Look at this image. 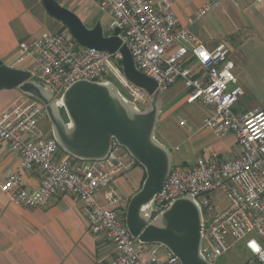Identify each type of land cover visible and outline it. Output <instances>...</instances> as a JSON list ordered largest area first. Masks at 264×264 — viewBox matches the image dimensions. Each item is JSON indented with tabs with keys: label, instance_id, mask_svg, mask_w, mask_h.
<instances>
[{
	"label": "built area",
	"instance_id": "built-area-1",
	"mask_svg": "<svg viewBox=\"0 0 264 264\" xmlns=\"http://www.w3.org/2000/svg\"><path fill=\"white\" fill-rule=\"evenodd\" d=\"M94 1L109 15L105 33L119 29L122 46L129 49L136 69L153 78L161 92L181 78L188 89L187 103L199 101L208 108L202 129L216 130L221 136L231 133L239 148L230 158L212 152L192 165H173L154 198V215L177 198L189 196L203 212L201 252L205 259L215 264L242 243V264H264V102L247 111L236 110L243 90L237 85L229 48L223 43L207 48L181 26L168 0ZM221 1L203 5L198 18ZM122 58L119 50L109 53L79 44L67 28L45 31L24 45L20 61H29L32 80L50 90L56 101L75 81L108 82L112 77L134 101L148 97L126 78ZM46 117L45 105L31 97L0 112V139L18 158L16 169L0 179V192L9 202L38 208L58 196L73 195L82 202L89 230L103 231L113 242L115 256L109 264H180L165 246L140 243L126 225L120 209L125 199L115 179L136 160L130 155L128 159L129 153L116 141L101 161L64 154L57 140L40 128ZM179 122L186 125L182 117ZM34 170L41 174L36 188L25 183L26 173ZM98 192L105 202L98 200ZM218 195L226 197L225 207L218 206Z\"/></svg>",
	"mask_w": 264,
	"mask_h": 264
},
{
	"label": "crops",
	"instance_id": "crops-1",
	"mask_svg": "<svg viewBox=\"0 0 264 264\" xmlns=\"http://www.w3.org/2000/svg\"><path fill=\"white\" fill-rule=\"evenodd\" d=\"M84 1L62 0L60 3L85 19L88 10ZM168 1L181 26L207 48L214 49L221 43L229 48L235 63L237 85L243 90L240 99L246 104L245 108L242 107L239 99L241 110L237 111L250 110L264 102V2L222 0L218 7H213L199 19V9L210 0ZM89 2L99 7L94 0ZM61 25L60 30H63ZM45 31L44 18L32 10L28 0H0L2 63L28 70L31 66L29 61H20L22 48ZM27 97L18 88L1 89L0 112ZM202 123L193 121L192 126L197 128L193 132L196 134L194 140L201 143L199 157L216 152L220 158H230L239 153L234 135H218L216 130L202 129ZM156 139L166 147L164 142ZM228 139H233L234 150ZM226 151L231 155L225 156ZM17 164V156L0 139V179L4 180L11 174ZM145 178L146 170L138 163L129 171L117 175L115 184L125 199L120 207L124 218L131 197L141 189ZM40 180L41 174L37 170L25 175V183L30 187H38ZM97 198L105 202L102 192H98ZM82 206L77 197L64 194L45 207H20L10 203L0 192V264H109L115 256V246L103 231L95 233L89 230ZM150 209L154 211L153 203Z\"/></svg>",
	"mask_w": 264,
	"mask_h": 264
},
{
	"label": "water",
	"instance_id": "water-1",
	"mask_svg": "<svg viewBox=\"0 0 264 264\" xmlns=\"http://www.w3.org/2000/svg\"><path fill=\"white\" fill-rule=\"evenodd\" d=\"M41 2L46 12L65 25L79 44L109 53L119 50L126 78L151 95L153 105L139 111L111 82L91 80L75 81L60 101H52V92L32 80L29 70L1 61L0 90L18 88L43 103L53 137L62 151L76 159L104 160L116 141L146 170L144 183L131 197L125 215L132 236L143 244L165 246L179 258L180 264H211L201 252L205 225L197 201L189 196L177 198L155 217L150 209L172 169L171 153L155 137L162 96L157 82L136 69L129 49L122 46L119 29L107 35L101 23L87 27L76 13L58 0Z\"/></svg>",
	"mask_w": 264,
	"mask_h": 264
},
{
	"label": "rangeland",
	"instance_id": "rangeland-1",
	"mask_svg": "<svg viewBox=\"0 0 264 264\" xmlns=\"http://www.w3.org/2000/svg\"><path fill=\"white\" fill-rule=\"evenodd\" d=\"M58 1L62 2V0ZM84 2L87 6L86 9L88 10L87 18L83 19L80 17L84 24L87 27L91 28L95 26L97 22H99L101 23L103 29L106 30L110 22L109 15L102 12L100 10V7L97 8L93 3H90L89 0H85ZM28 3L33 11L39 14L40 17L44 18L46 31L54 32L62 28L61 22L51 17L47 12L46 15H44V9L39 0H28ZM72 11L76 13L74 10ZM109 82L115 85L118 88V91H120V93L125 97V99H127V101L131 105L135 106L139 111H145L152 107L153 97L151 95H149L148 97L144 96V99L136 102L130 97L127 91L118 82H116V80L113 79V77L109 79ZM187 92L188 89L185 87L183 80L179 78L174 84L169 87L168 90L162 92V96H160L159 98L160 115L155 130V137L165 143L167 149L173 157L174 166L192 165L198 160L200 156V149L198 148L201 143L194 140L196 134H194L193 132L196 131L197 128L192 127L193 121H197L199 122V124H201L204 116L208 113V108L199 101L194 103H187ZM52 101L56 100L52 99ZM239 103L242 107L245 108L246 104L244 101L240 99ZM239 103L238 105H236V110H241V108L239 107ZM63 116L66 118L65 113H63ZM179 117H182L186 120V125L180 124ZM40 126L46 136L52 134V125L49 121L48 116L44 120H42ZM190 127H192L193 129ZM229 135L232 134L229 133L227 137ZM227 142L231 146L232 150H234L236 145L234 146L233 139H228ZM206 147H208V145H206ZM224 154L225 156L231 155L230 153H228V151H226ZM128 157L129 154L127 158ZM217 201L218 206H226V197H224L223 195H218ZM137 246H140V244H137ZM244 260L245 252L243 250V245L242 243H239L229 253L220 257L215 264H242Z\"/></svg>",
	"mask_w": 264,
	"mask_h": 264
},
{
	"label": "trees",
	"instance_id": "trees-1",
	"mask_svg": "<svg viewBox=\"0 0 264 264\" xmlns=\"http://www.w3.org/2000/svg\"><path fill=\"white\" fill-rule=\"evenodd\" d=\"M63 29H67V27L65 25H63ZM64 113V111H62ZM63 152V151H62ZM64 153V152H63Z\"/></svg>",
	"mask_w": 264,
	"mask_h": 264
}]
</instances>
